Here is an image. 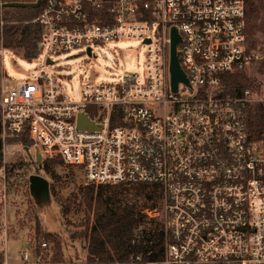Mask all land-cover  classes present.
Instances as JSON below:
<instances>
[{
    "label": "built area",
    "instance_id": "built-area-1",
    "mask_svg": "<svg viewBox=\"0 0 264 264\" xmlns=\"http://www.w3.org/2000/svg\"><path fill=\"white\" fill-rule=\"evenodd\" d=\"M40 8L45 69L3 87V155L6 134L27 135L33 153L20 144L25 156L35 162L38 151L44 167L79 168L95 186L161 189L163 255H137L131 264H264V147L250 141L247 127L250 108L264 107V88L237 96L222 89L225 76L264 60L247 48L244 0H43ZM172 29L187 81L176 91ZM128 39L146 47L141 81L134 74L89 82L74 103L48 68L62 53L79 49L92 57V46ZM80 114L96 129H79ZM17 183L0 169V264H50L46 241L23 249L19 263L6 253L9 187Z\"/></svg>",
    "mask_w": 264,
    "mask_h": 264
},
{
    "label": "trees",
    "instance_id": "trees-1",
    "mask_svg": "<svg viewBox=\"0 0 264 264\" xmlns=\"http://www.w3.org/2000/svg\"><path fill=\"white\" fill-rule=\"evenodd\" d=\"M36 0H0V4L35 3ZM43 1V0H42ZM245 38L248 50L264 54V0H244ZM41 8L7 7L0 9V47L31 62L39 55L41 36L37 17ZM264 73V60L259 64ZM224 95L237 96L246 89H256L260 83L246 72L236 71L222 79ZM248 134L252 143L264 140V107L253 105L248 113ZM0 115V162L2 159ZM16 143L31 147L27 135L13 137ZM44 172H47L44 167ZM54 179H56L54 177ZM118 191H130L133 198L121 197ZM81 198L83 221L81 230L68 231L71 240L86 243L85 261L80 264H131V258L142 255L155 260L163 255L164 229L162 220L151 217L149 212L162 208L163 193L149 185H92L86 183L76 193L59 202L61 216L65 217ZM142 198L146 205L138 199ZM35 243L46 241L53 246L50 264H66L63 261L61 237L45 233L35 222ZM52 252V253H53ZM75 264V263H70Z\"/></svg>",
    "mask_w": 264,
    "mask_h": 264
},
{
    "label": "rangeland",
    "instance_id": "rangeland-1",
    "mask_svg": "<svg viewBox=\"0 0 264 264\" xmlns=\"http://www.w3.org/2000/svg\"><path fill=\"white\" fill-rule=\"evenodd\" d=\"M93 54L89 57L84 50L76 49L69 53H62L53 57L49 70L55 75L62 85V91L70 98L71 102L78 103L81 100V91L89 82H120L124 76L136 74L141 81L145 76L146 47L139 40L128 39L109 42L103 45L92 46ZM1 50V48H0ZM45 60L42 54L31 61H25L19 55L9 50H4L0 56V94L5 87L6 91L14 87L19 80L37 79L45 69ZM257 63L246 72L251 78L260 83L258 90L264 88V73L259 71ZM8 134L5 136V153L0 162V169L6 168L18 177V183L9 187L7 206V235L3 244L10 260L19 263V253L35 243V222L43 232L55 234L61 237L63 261L80 264L85 261L87 254L86 243L71 240L68 231L81 230L84 205L81 198L77 206L71 208L65 216H61L59 202L67 199L72 193L86 185L82 171L79 168L66 169L62 166L44 165L40 173L36 172L37 163L34 159L26 157L20 144L16 143ZM258 147H264V140L258 141ZM33 153V149L30 148ZM41 161V159H40ZM38 174L48 181L49 191L46 196L36 197L29 189V176ZM54 177L56 179H54ZM121 197L133 198L130 191H118ZM142 205L145 201L138 199ZM151 217L162 220V208L159 206L154 212H149ZM42 242V241H41ZM55 251L48 243V249L43 251L45 259H51ZM53 252V253H52ZM3 257V256H0Z\"/></svg>",
    "mask_w": 264,
    "mask_h": 264
},
{
    "label": "water",
    "instance_id": "water-1",
    "mask_svg": "<svg viewBox=\"0 0 264 264\" xmlns=\"http://www.w3.org/2000/svg\"><path fill=\"white\" fill-rule=\"evenodd\" d=\"M42 0H36L35 3L27 4V3H4L0 4V9L7 7H19V8H30L36 9L41 5ZM180 42V38L175 29H172L171 32V48H170V78L171 85L173 91H176L177 84L179 82L186 83V78L183 72L180 69L177 55H176V45ZM48 65H52L51 61L47 62ZM77 126L79 129L83 130L87 128L88 130H94L96 127L94 124L88 119L87 116L80 114L77 118ZM26 150V149H25ZM27 151V150H26ZM35 162L38 164V168H41L42 165L40 163V155L38 151L35 152ZM38 171V170H36ZM29 189L36 197H43L48 194L49 185L48 181L39 176L38 174H34L29 178Z\"/></svg>",
    "mask_w": 264,
    "mask_h": 264
},
{
    "label": "flooded vegetation",
    "instance_id": "flooded-vegetation-1",
    "mask_svg": "<svg viewBox=\"0 0 264 264\" xmlns=\"http://www.w3.org/2000/svg\"><path fill=\"white\" fill-rule=\"evenodd\" d=\"M37 167H38V165H37ZM41 168H42V167H41ZM41 168L36 169V170H38V171H36V172H37V173H40V169H41Z\"/></svg>",
    "mask_w": 264,
    "mask_h": 264
},
{
    "label": "crops",
    "instance_id": "crops-1",
    "mask_svg": "<svg viewBox=\"0 0 264 264\" xmlns=\"http://www.w3.org/2000/svg\"><path fill=\"white\" fill-rule=\"evenodd\" d=\"M28 155V154H27Z\"/></svg>",
    "mask_w": 264,
    "mask_h": 264
}]
</instances>
